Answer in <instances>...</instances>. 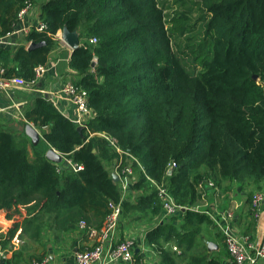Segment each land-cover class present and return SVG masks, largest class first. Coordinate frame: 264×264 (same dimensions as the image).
<instances>
[{
	"label": "trees",
	"instance_id": "1",
	"mask_svg": "<svg viewBox=\"0 0 264 264\" xmlns=\"http://www.w3.org/2000/svg\"><path fill=\"white\" fill-rule=\"evenodd\" d=\"M27 3L39 7L46 25L27 40L45 45L0 47V67L31 81L59 46L57 32L77 31L80 48L68 66L88 93L93 118L80 131L49 98L36 96L24 109L21 136L0 124V210L12 219L18 206L31 205L5 248L19 230L20 239L40 242L92 218L101 228L109 203L121 198L109 171L121 158L122 168L132 164L138 192L123 204V222L152 223L163 213L148 177L189 207L209 180L217 189L227 182L264 190V0H0V37L15 31ZM28 124L41 131L38 144L26 135ZM51 148L64 164L46 157ZM213 225L206 214L178 212L148 239L161 264H227L205 244V227ZM17 255L3 263L18 264Z\"/></svg>",
	"mask_w": 264,
	"mask_h": 264
},
{
	"label": "crops",
	"instance_id": "2",
	"mask_svg": "<svg viewBox=\"0 0 264 264\" xmlns=\"http://www.w3.org/2000/svg\"><path fill=\"white\" fill-rule=\"evenodd\" d=\"M40 14L41 11L39 7L35 6V9L31 11L30 15L26 19L27 20L26 23L30 22L36 24L38 22H41L42 20ZM24 27L25 24L19 22L15 31L11 35L2 38L0 40V47L6 48L11 51H15L19 47L23 46L25 47L26 50H29L30 45L35 42L33 41L29 42L27 40L28 35L24 33L23 31ZM72 53H73V49L70 46H68L63 40H61L59 46L56 47L51 52L50 61L46 65L47 68L46 74L42 79L38 81V83L33 89L19 88L13 90L9 94H4L0 96V124L6 126H10L12 124L19 125V123L17 124V122L24 121L23 118L25 113L24 109L27 106L32 107L33 100L36 96H45L49 98V100L54 104V106L66 118L71 120L75 125H78L77 124L78 114L76 107L68 98H66L62 94V89L64 88L67 82L72 81L71 80L73 75L72 73H74L68 66ZM62 161H63V157L61 158L59 164L61 165L64 164V162ZM115 163L116 161L114 162L113 165L109 166V171L111 172L112 175H116L117 173L116 169L114 168ZM69 164H70L69 161H67V165ZM206 192H207L206 196L208 195L207 198L210 200V202L208 203L207 201L205 203L206 205L203 206H199L197 202H195L194 207H198V210L196 212H199L201 214L203 213V211L214 213L216 209L220 211H224V209L221 210V208L218 207L215 208L216 206L214 207L212 205L213 198L217 200L218 197L220 196V192L218 197H215L214 190L210 189L207 190ZM130 194H132L133 197L132 200H134L138 195V192H135V194H133L131 191ZM221 196L224 197L222 193ZM199 197L203 198L204 195L199 193ZM29 199H30V195H29ZM223 200L224 199L222 198V202ZM34 203L31 202V204ZM30 206L31 205L29 204L27 208H24L22 206H18L16 208L18 209L19 212L15 211L13 214V218H12L13 225L19 224L25 219L26 211ZM210 207L213 208L214 210H211ZM225 210H230V209H225ZM245 212H247L248 216L249 215L251 216L254 213L252 208H250V205L245 206ZM239 213H241V211H239ZM245 217H247L246 213H245ZM168 218L169 217L164 218L161 213L160 216L152 219L151 221L152 223H145V222L129 223L124 220V224H123V219L121 220L119 227V239L122 240L124 238H129V237L135 239L136 241L135 256L138 263L161 264L162 253L161 251H157L156 249L153 248L152 244L149 242L148 237L155 228H157L160 224L164 222V220ZM257 220L258 221L253 222V224L250 226V217L241 219V217L236 214V218L234 219V223L232 224L237 230L236 232L239 235H249L252 238V240L258 241L264 237V207L262 209V214H260V218H258ZM90 221L92 223H89V221L88 223L86 221V223L90 227L97 228L98 222H95L97 220L92 218ZM210 230H211V234L206 236L205 244L208 247V242L214 243L217 246V250H214L212 252H210L209 250L208 251L210 253L216 252V254L220 256L222 249L221 243L224 242L226 244L225 238L223 234L220 233L219 228L215 224ZM20 231L21 230L18 231V238L13 241H10L6 248L4 247L6 241L5 242L4 240L0 241V247L7 254L6 260L12 259L14 253L17 252L18 255L14 258V260L18 264H31L34 261H42L44 259H47L49 261V264H75L77 252L89 249L95 245V239L90 237L88 232L85 229H82L80 226L76 232L61 235L58 237H55V235L48 233L47 235L43 236L40 242L26 241L20 239L19 236ZM219 234L224 239V241H221V239L218 236ZM224 243H223V247H224V251L226 252ZM174 247L176 246H173L172 248L173 251H175ZM175 252H179L178 248L177 251ZM223 260L227 262V264H234L231 260V257L228 258L225 256ZM117 264H123V263H117Z\"/></svg>",
	"mask_w": 264,
	"mask_h": 264
},
{
	"label": "built area",
	"instance_id": "3",
	"mask_svg": "<svg viewBox=\"0 0 264 264\" xmlns=\"http://www.w3.org/2000/svg\"><path fill=\"white\" fill-rule=\"evenodd\" d=\"M35 9V5L27 3V5L19 12V22L25 24L23 28L24 33L29 35L31 32H44L46 25L41 21L38 23H26V19L30 15L31 11ZM13 33V32H12ZM6 36L0 37L5 38ZM63 31H59L56 37L61 41ZM90 42L96 44L97 38H91ZM47 72V68L44 65H40L35 69V76L31 81L25 80L21 76L11 75L8 76L5 69L0 68V96L9 94L13 90L19 88H31L33 89L38 81L44 77ZM62 94L68 98L76 107L78 120L77 126L84 127L89 119L93 118V111L89 108L88 93L69 81L62 89ZM93 134L92 136H95ZM100 135V134H98ZM104 136V135H100ZM112 145L116 148L117 152L121 155L124 153L115 142L111 141ZM130 158L131 162L139 164L138 160L132 155L126 154ZM123 160H119L115 169L117 171L116 176L120 181L121 198L118 202L111 201L108 205L109 214L107 215L104 225L97 229L90 227L86 221H81L79 226L85 229L90 237L95 239V245L89 249L77 252L75 264H142L138 263L135 256L136 241L134 238L119 239V227L123 215V204L132 199L130 194L133 184L136 182L137 177L134 172L132 164L122 168ZM77 168V166H74ZM177 167L176 162L169 164L168 172H172ZM82 169V167H78ZM157 191V195L161 201L163 207L162 216L171 217L178 212H186L188 210L197 211L198 207L194 206H181L176 203L173 195L165 183L157 182L148 177ZM206 189L214 190L215 197L219 196V190L216 188L213 181L201 182L198 187L200 194L206 196ZM264 206V190L256 192L252 200V210L256 218L262 214ZM206 213L214 224L219 228L220 233L223 234L227 246V250L230 254L231 260L234 264H264V237L261 240L255 241L249 235H239L233 226L234 214L232 210L220 211L215 210L214 213L203 211ZM13 226L12 219H9L6 210H0V241H5L9 238V230ZM18 238L17 235L13 240ZM177 251V247H174ZM7 254L0 247V264L6 260ZM31 264H49L47 259L42 261H34Z\"/></svg>",
	"mask_w": 264,
	"mask_h": 264
},
{
	"label": "rangeland",
	"instance_id": "4",
	"mask_svg": "<svg viewBox=\"0 0 264 264\" xmlns=\"http://www.w3.org/2000/svg\"><path fill=\"white\" fill-rule=\"evenodd\" d=\"M172 2L174 3V0H170V3H172ZM21 122L22 121L17 122V124L19 123V125L12 124V125L9 126L11 129L17 131L18 134H20L18 136H21L22 133H23L22 132L23 131V126H22V123ZM38 131H39L40 136H41L42 135L41 131L40 130H38ZM30 143L31 142L28 143L29 158H30V161H34L33 150H32V147H31V144ZM114 171H115V169H114ZM222 187H223V189L218 187V190L220 192V196L218 197V199L215 200L213 198V200H212V205L214 207L216 206L215 208L218 207V208H221V210L222 209H224V210L225 209L232 210L233 211V214H234V219L236 218V214L238 216H240L241 219H243V218H249L250 217V226L253 224V222L258 221L257 220L258 218L255 217V214L254 213L251 216L250 215L248 216L247 212H245V206H248L249 205L248 204L249 203L248 202V198L252 195V193H253V196H252V200H253V197H254L255 193L256 192H259V191L255 190L254 187H245V188L242 189L241 187H239V185L237 183H232L230 186H228V183L227 182H224ZM226 188H227V190L224 191V189H226ZM131 191H132L133 194H135V192H137L134 189H131ZM221 193H222V195H224V197L221 196ZM207 196H205L203 198L202 197H199V199L196 200L197 204L199 206H203V205H206L205 203L207 201L209 203L210 200L207 198ZM222 198L224 199L223 202H222ZM250 208H252V204H251ZM210 209L211 210H214L211 207H210ZM239 211H241V213H239ZM244 212L246 213V216L247 217H245V213ZM123 224H124V222H123ZM210 234H211V231L209 229H206V227H205V235L208 236ZM221 245H222L221 246L222 249H221L220 255L223 257L225 251H224L223 243H221ZM226 247H225V249H227ZM178 250L180 252V249H178ZM223 258H225V256ZM186 263L187 262L185 260H182L179 264H186Z\"/></svg>",
	"mask_w": 264,
	"mask_h": 264
},
{
	"label": "water",
	"instance_id": "5",
	"mask_svg": "<svg viewBox=\"0 0 264 264\" xmlns=\"http://www.w3.org/2000/svg\"><path fill=\"white\" fill-rule=\"evenodd\" d=\"M62 40L68 45L70 46L73 51L77 50L80 48V38H79V34L77 33V31H73L71 32L69 29L64 28L63 29V34H62ZM45 45L44 42L42 43H32L29 47V50L32 51L34 49L43 47ZM93 66H95V63L93 64ZM79 130L81 131V127L79 128ZM25 132L26 135L32 140V142H34L35 144H38L41 136L38 130H36L32 125L28 124L25 128ZM46 157L55 162V163H59L61 161L62 156L55 151V149L51 148L47 151ZM115 178V181L118 182L119 179L116 175H113ZM208 250L210 252L217 250V246L212 243V242H208Z\"/></svg>",
	"mask_w": 264,
	"mask_h": 264
}]
</instances>
